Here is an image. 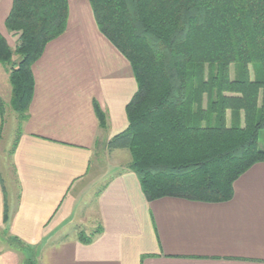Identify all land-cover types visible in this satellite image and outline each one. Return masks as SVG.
Segmentation results:
<instances>
[{
	"label": "crops",
	"instance_id": "obj_1",
	"mask_svg": "<svg viewBox=\"0 0 264 264\" xmlns=\"http://www.w3.org/2000/svg\"><path fill=\"white\" fill-rule=\"evenodd\" d=\"M67 4L65 32L31 67L33 97L8 157L1 145L11 88L0 64V264H264V163L242 174L223 203L147 201L129 162L100 167L125 153L106 144L125 130L137 86L88 1ZM11 7L0 0L9 46Z\"/></svg>",
	"mask_w": 264,
	"mask_h": 264
},
{
	"label": "trees",
	"instance_id": "obj_2",
	"mask_svg": "<svg viewBox=\"0 0 264 264\" xmlns=\"http://www.w3.org/2000/svg\"><path fill=\"white\" fill-rule=\"evenodd\" d=\"M87 1L137 86L127 126L107 150L129 152L147 201H229L234 182L264 163V0ZM67 17V0H12L5 29L16 44L11 49L0 35V64L19 129L34 92L31 67L65 32ZM93 108L104 128V114Z\"/></svg>",
	"mask_w": 264,
	"mask_h": 264
},
{
	"label": "rangeland",
	"instance_id": "obj_3",
	"mask_svg": "<svg viewBox=\"0 0 264 264\" xmlns=\"http://www.w3.org/2000/svg\"><path fill=\"white\" fill-rule=\"evenodd\" d=\"M7 36V35H6ZM9 44H10V48L14 49L16 41L15 38H11L9 36L8 38ZM7 42V41H6ZM16 57H13V61H16ZM254 75V69L251 70V76L253 77ZM235 76V68L232 66L230 67V78H233ZM10 108V109H9ZM4 113L8 115V117H6V126H5V133H4V140L2 142V150H5L4 154L6 155V157H8L11 147L13 145L14 142V137H16L15 135H17V131L19 129V122H18V116L13 112L10 102L9 104H4ZM9 114H11V116H9ZM231 123V118L229 113H227V125H230ZM259 148L262 149L264 148V132H262L260 134V138H259ZM101 160V165L100 167H109L112 166L113 164H120V166H125L127 162H129L130 164V154L127 150H125V153H122V155L120 156V158H118L115 162L113 163V160L111 157L106 159H100ZM99 160V161H100ZM118 166V165H117ZM119 168V166H118ZM10 246H11V242H9ZM12 247V246H11Z\"/></svg>",
	"mask_w": 264,
	"mask_h": 264
}]
</instances>
